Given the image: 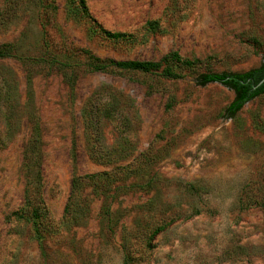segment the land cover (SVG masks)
<instances>
[{"label": "rangeland", "instance_id": "1", "mask_svg": "<svg viewBox=\"0 0 264 264\" xmlns=\"http://www.w3.org/2000/svg\"><path fill=\"white\" fill-rule=\"evenodd\" d=\"M25 1L0 19V46L11 45L0 57V264H264V94L228 117L233 90L197 82L263 62L264 0H86L103 27L132 36L121 41L90 32L67 0H50L46 15ZM155 19L161 27L146 28ZM73 49L198 62L173 78L90 73ZM57 56L71 61L75 82ZM102 104L124 112L125 140ZM36 126L33 173L56 222L75 175L128 165L113 181L85 180L76 220L40 236L13 214L25 203Z\"/></svg>", "mask_w": 264, "mask_h": 264}, {"label": "trees", "instance_id": "2", "mask_svg": "<svg viewBox=\"0 0 264 264\" xmlns=\"http://www.w3.org/2000/svg\"><path fill=\"white\" fill-rule=\"evenodd\" d=\"M31 5L43 8V13L46 15V8L48 5L51 7L52 3L50 0H26ZM19 0H4L3 5L0 6V19L4 13L18 6ZM24 3V0H20V6ZM67 11L74 17L82 19L88 25L90 32L99 34L106 39L113 41H121L125 39H131L132 36L129 34L118 31H111L103 27L98 20L92 15L87 5L86 0H67ZM167 14V13H166ZM161 27V19H155L148 21L146 28L155 30ZM11 45L3 44L0 46V57H5L10 54ZM73 55L83 57L85 61L83 66L90 72H104L111 74H123L124 72H159L164 77H177L176 66H193L198 62L197 60L184 59L178 52H173L170 55L162 57L160 60H116V59H103L94 55L89 49H83L80 52L78 50H72ZM43 60V59H42ZM55 62L62 68L64 74L70 83L75 82L73 64L71 61H64L58 56L53 58ZM263 80V81H262ZM197 82L199 85H207L209 83H220L227 86L234 92V98L230 104L226 107L225 113L228 117H234L250 100L257 96L264 94V60L255 68L247 71L235 72V71H210L203 72L198 75ZM120 96L123 97L121 94ZM124 98V97H123ZM126 98V97H125ZM127 108L132 113L135 111V107L126 100ZM98 106V105H97ZM116 107H112L111 104L103 105L102 109L104 115L108 118L117 116L114 118L117 123V127L122 134V139L125 140L123 133L128 132L129 123L125 119V114L119 107L116 114ZM136 112V111H135ZM136 117V115L134 116ZM89 127L93 126V121H88ZM35 137L32 146L28 149V163H27V183L25 189V203L21 210L14 211L13 214L19 219L31 220L34 222L36 232L39 236L41 230H51L60 223L70 222L76 220L77 215L75 212L79 207L78 195L80 185L86 180L90 182L113 181L115 175L125 173L128 169L127 166L117 167L115 172H102L86 175H75L72 181V191L69 200L65 206L64 214L59 222H56L52 214L47 207L43 199L42 194V177L38 173H33L34 159L32 154L35 153V149L38 147L39 142V130L36 126L34 129ZM35 155V154H34ZM37 176V177H36ZM142 186H145L143 184ZM161 227L154 231V234L161 232Z\"/></svg>", "mask_w": 264, "mask_h": 264}, {"label": "water", "instance_id": "3", "mask_svg": "<svg viewBox=\"0 0 264 264\" xmlns=\"http://www.w3.org/2000/svg\"><path fill=\"white\" fill-rule=\"evenodd\" d=\"M263 81V80H262Z\"/></svg>", "mask_w": 264, "mask_h": 264}]
</instances>
